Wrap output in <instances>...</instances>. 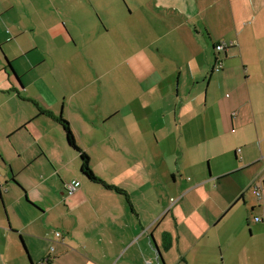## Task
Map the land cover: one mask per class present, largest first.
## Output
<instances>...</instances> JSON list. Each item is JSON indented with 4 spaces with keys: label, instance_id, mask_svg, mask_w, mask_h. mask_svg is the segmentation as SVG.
Instances as JSON below:
<instances>
[{
    "label": "crops",
    "instance_id": "crops-1",
    "mask_svg": "<svg viewBox=\"0 0 264 264\" xmlns=\"http://www.w3.org/2000/svg\"><path fill=\"white\" fill-rule=\"evenodd\" d=\"M260 32L264 0H0V264H264V87L231 51Z\"/></svg>",
    "mask_w": 264,
    "mask_h": 264
},
{
    "label": "rangeland",
    "instance_id": "rangeland-1",
    "mask_svg": "<svg viewBox=\"0 0 264 264\" xmlns=\"http://www.w3.org/2000/svg\"><path fill=\"white\" fill-rule=\"evenodd\" d=\"M125 5V4H124ZM125 8L127 10V12H129L128 10V7L125 5ZM110 10V9H108ZM110 18H112L111 16V12H110ZM257 36L261 35V32L260 34H256ZM262 38H258L257 40L255 39L254 40V44L251 45V46H248L247 43H249L247 41H244L246 40L243 35L240 36V41H241V37H242V43H241V47L239 48L238 46L233 48L231 51L232 52H236L238 51L239 49L242 50V53L244 54V57L243 59L245 61H258V64L260 65L259 68H258V73L256 75H253L252 77V88L255 89L256 91H260L259 89V83H261V86L264 87V83H263V80H264V34L261 35ZM218 57L220 59H222V61H240V58L241 56H233L235 58H232L231 60H228L226 57H225V51H222L218 54ZM257 201V200H256ZM251 226L253 227V225L251 224ZM248 236L251 237V241L254 243L255 241H258L259 240V237L257 236H254V234L252 233V235L250 236V233L248 231Z\"/></svg>",
    "mask_w": 264,
    "mask_h": 264
},
{
    "label": "trees",
    "instance_id": "trees-1",
    "mask_svg": "<svg viewBox=\"0 0 264 264\" xmlns=\"http://www.w3.org/2000/svg\"><path fill=\"white\" fill-rule=\"evenodd\" d=\"M59 121L61 122V124L64 128V131L66 133L68 144L80 152V156H81V160H82V164H81L82 172L90 180L100 181V179L95 175L94 171L92 170V168L90 166V158H89L88 154L86 152H84L81 149V147L77 144L74 132H73L72 128L70 127L69 122L65 118H63L62 116L59 118Z\"/></svg>",
    "mask_w": 264,
    "mask_h": 264
},
{
    "label": "built area",
    "instance_id": "built-area-1",
    "mask_svg": "<svg viewBox=\"0 0 264 264\" xmlns=\"http://www.w3.org/2000/svg\"><path fill=\"white\" fill-rule=\"evenodd\" d=\"M228 47H229V43H227V42H221V43H218V44L216 45V50H217L218 52H222V51L226 50ZM222 65H223L222 59L218 58V59H217V64H216V66H215L214 69H215L216 71H219V70L221 69ZM67 187H68V191H69L70 194L73 193V192L75 191V189H76V185H75V183H68V184H67ZM254 193H255L256 197L258 198V200H259L262 204H264V188H255V189H254ZM255 220H256L257 222H259V221H261L262 219H261V217L256 216V217H255ZM56 235H57V237H59V236H61V233H60V232H57Z\"/></svg>",
    "mask_w": 264,
    "mask_h": 264
}]
</instances>
